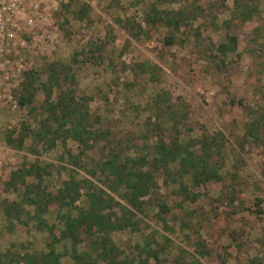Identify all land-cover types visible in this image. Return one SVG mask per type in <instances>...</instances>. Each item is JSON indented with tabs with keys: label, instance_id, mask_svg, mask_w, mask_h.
Segmentation results:
<instances>
[{
	"label": "rangeland",
	"instance_id": "rangeland-1",
	"mask_svg": "<svg viewBox=\"0 0 264 264\" xmlns=\"http://www.w3.org/2000/svg\"><path fill=\"white\" fill-rule=\"evenodd\" d=\"M150 3L157 9L176 10L189 6L192 0H72L67 11L60 6L52 16L50 39L43 45L44 49H29L22 59L43 82L45 65L67 64L73 53L84 48L88 41L108 40L100 66L71 64L75 96L88 97V112L98 118L96 122L90 119L89 130L107 135L82 156L90 168L106 160L110 142L112 145L134 138L140 132L139 126L147 116L143 108L148 98L163 92L171 100L181 102L192 138H209L219 133L226 140L219 159H215L221 182L192 187L189 176L185 175L180 186L173 175L175 182L168 180L165 185L164 176L157 175L153 193L164 201L168 212L157 216L156 203L150 201L147 207L143 206L147 227L141 224L138 232L112 233V242L124 256L131 258L135 247H141L148 239L150 246L160 253L159 264H170L175 257L186 256L193 250V243L200 241L209 250L204 264H219L220 257L225 259V264H250V260L264 251V142L255 144L242 137L252 117H260L264 110V73H258V66L264 64V54L258 58L257 53L264 44V0H259L255 17L230 32L221 23L229 19L233 0H198L203 12L190 28H199L198 38L195 40L197 33L179 34L170 46L162 43L167 35L165 28L147 29L141 22L142 12ZM80 4H86L89 12L87 19L78 21L73 13ZM131 18L140 23L139 41L131 40L118 28L117 22ZM211 18L215 26L209 24ZM254 29L259 31L255 47L250 43ZM226 33L236 35L237 41L235 52L225 59L227 64L223 67L217 64L214 47L226 42ZM139 63L157 66L158 81L135 76L133 67ZM34 85L39 86L37 81ZM34 98L32 111L0 104V264H28L26 258L36 260L47 254L51 244L59 255L58 264H74L69 243L57 242L43 228L44 224H57L55 215L51 212L41 215V222L33 219L34 207L22 202L23 186L17 184L13 189L5 185L11 172L23 162L40 167L50 165L51 173L44 181L48 190L55 193L71 168L64 150L73 155L79 150L71 140L65 141L64 148L58 141L47 147L43 142H33L28 133L20 148L6 144L8 125H14L10 137L14 145L22 124L35 129L46 119L39 107L41 93L38 91ZM54 100L55 94L51 101ZM131 106L137 107L138 112L131 110ZM261 129L259 134L263 136L264 128ZM133 153L129 151L130 156L136 155ZM76 173L79 178L86 177L102 187L95 177L90 178L82 171ZM96 173L104 179L100 171ZM24 181L30 183L31 179ZM256 199L261 201V214L256 213ZM58 231L57 225L52 234L58 235ZM81 248L78 246V250ZM148 264L155 263L149 260Z\"/></svg>",
	"mask_w": 264,
	"mask_h": 264
},
{
	"label": "trees",
	"instance_id": "trees-1",
	"mask_svg": "<svg viewBox=\"0 0 264 264\" xmlns=\"http://www.w3.org/2000/svg\"><path fill=\"white\" fill-rule=\"evenodd\" d=\"M197 2L198 0H192L189 6L176 10L157 9L154 3H150L142 12L141 22L147 29L156 26L166 29L167 35L162 41L164 46H170L176 41L177 35L186 36L187 32L197 33L196 40L199 28H190L203 12ZM70 3L62 5L61 9L67 11ZM258 5L259 0H233L229 19L221 23L222 28L230 32L249 22L258 13ZM88 12L89 7L80 4L73 15L81 21L87 19ZM213 19H210L209 24L215 26ZM117 25L131 40H140L142 29L140 23L134 19L117 22ZM257 37L259 31L254 29L250 38L254 47L257 45ZM107 41H88L84 48L73 53L67 64L56 62L45 65L43 82L40 81L38 73L23 61L25 69L20 74L17 87L12 90L15 107L18 110L28 108V111H32L35 105L34 97L39 91L42 96L39 107L46 114V119L41 120L35 129H29L22 124L14 145L10 139L14 133V125H8L5 129L6 144L20 148L24 136L28 133L33 142H43L47 147L58 141L64 148L65 141L71 140L79 150L74 155L64 150L66 162L71 168L68 169L67 179L60 183L55 193L48 190L44 181L51 173L50 165L40 167L36 163L23 162L11 172L5 185L13 189L17 184L23 186L22 202L34 207L33 219L41 222V215L49 212L55 215L57 224H44L43 228L57 242L69 243L70 257L74 264H148L149 260L159 264L160 253L150 246L148 239L141 247L136 246L134 255L127 258L112 242L110 235L118 231L138 232L142 228L141 224L147 227L143 206L147 207L150 201L156 203L157 216L167 214L168 208L164 201L153 193L157 175L164 176L165 185L168 180L175 182L173 175H176V182L180 186L185 175L189 176L192 187L207 182H221L222 177L217 173L219 165L216 160L219 159L226 140L219 133L209 138H192L189 135L191 128L187 125V112L181 102L177 99L171 100L170 95L163 92L156 94L155 98H148L143 108L147 116L139 126L140 132H137L134 138L119 140L112 145L110 142L106 160L90 168L82 156L90 146L106 139L107 135L106 132L89 130V123L93 119L96 122L98 118L92 117L88 112V97L75 96L76 82L71 64L81 62L100 66ZM236 41V35L226 33V42L214 47L217 64L226 67L225 59L235 52ZM181 42L179 40V43ZM257 53L258 58L262 57L264 44L262 49H257ZM133 69L136 70L135 76H146L150 82L158 81L159 69L155 65L139 63ZM258 73H264V64L258 66ZM35 81L39 84L38 87L34 85ZM54 94L55 100L52 102ZM130 109L138 112L135 106ZM261 128H264V110H261L260 117H252V123L247 126L242 140L249 138L255 144L264 142V135L259 134ZM89 141L91 145H88ZM238 146L241 147L242 143H238ZM129 151H134L133 154L136 155L130 156ZM173 165L176 167L174 171ZM76 171H82L90 178L95 177L102 187H97L86 177L79 178ZM97 171L102 173L103 180ZM25 178H30V183H26ZM145 197H148L149 201H144ZM230 199L232 200V196ZM260 203V199L255 200L258 214H261ZM57 225L58 235H54L52 232ZM78 246L82 248L78 250ZM192 246L191 252L184 257H175L170 264H204L209 250L200 241H195ZM58 258L59 255L53 251L51 244L47 254L40 255L36 260L26 258V261L28 264H58ZM219 260V264H225L223 257ZM250 264H264V251L260 257L250 260Z\"/></svg>",
	"mask_w": 264,
	"mask_h": 264
},
{
	"label": "built area",
	"instance_id": "built-area-1",
	"mask_svg": "<svg viewBox=\"0 0 264 264\" xmlns=\"http://www.w3.org/2000/svg\"><path fill=\"white\" fill-rule=\"evenodd\" d=\"M70 1L0 0V104L16 108L12 90L25 69L22 54L34 47L44 49L52 16Z\"/></svg>",
	"mask_w": 264,
	"mask_h": 264
}]
</instances>
